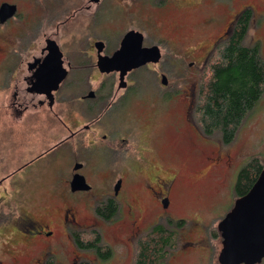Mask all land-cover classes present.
Listing matches in <instances>:
<instances>
[{
  "label": "rangeland",
  "instance_id": "1",
  "mask_svg": "<svg viewBox=\"0 0 264 264\" xmlns=\"http://www.w3.org/2000/svg\"><path fill=\"white\" fill-rule=\"evenodd\" d=\"M9 1L16 2L22 13L20 12L14 18L9 17L8 19L12 18L10 23H4L5 21L0 23V50L2 48L7 50L5 58L0 63V177L20 168L26 161L48 147L59 137L57 133L61 130L58 120L45 114L44 110L26 114L20 118L12 114V100L9 99L12 95V85L17 80L23 85L22 76L26 75L25 68L20 71L19 68L31 53H38V48L44 44L43 33L49 34L55 27L43 29L48 15L40 13L39 9L42 1L45 0ZM149 1L153 3L154 0ZM174 1L172 0L171 4L165 8L147 6L145 10L148 15L144 16L141 28L145 29L146 26V29L150 31L152 24L155 27L153 22H159L160 32L173 36L174 25L180 24L181 36L189 38V41L195 45L205 44L203 51L194 56L196 70L190 71L189 74L192 76L183 75L182 79L186 76L190 83L184 84L185 94L190 92L192 98L194 97V90L197 89L204 62L211 52L213 43L220 35L225 36L223 31L226 26L231 27L234 16L246 7H250L253 11L246 42H258L264 56V0H193L194 5L188 2L190 0ZM215 1H221L222 4H216ZM50 2L45 14H50L57 6L68 7V11L61 17L64 19L76 6L82 5L83 0H77V3L71 7H69L70 0H64L61 5L58 0ZM110 3H112L111 0L104 1V9L94 21L92 20V24L91 21L85 24L88 18L91 20L92 10L88 12L83 10L77 13L73 21L67 22L66 26H70L71 29L66 28L65 25L59 28L55 38L62 42V47L72 57L78 56V52L87 47V41L84 39L86 36H91L89 35L91 28L96 34L107 35L111 40L118 39L122 34L124 27L123 29L117 27L116 30L106 27L108 24L113 26L118 21L113 16L115 13L109 10L112 6ZM199 3L207 13L206 18H216L211 24H207V27L201 23L203 22L201 14L192 9V6L195 7ZM128 5L126 10L130 12L126 15H128V24L131 23L132 26L140 22L145 3L137 4L132 12ZM226 6L228 9L225 8ZM124 14L125 12L120 9L117 11V17L121 19L125 16ZM39 24L41 27L34 33ZM203 27L206 28L205 31ZM154 29L152 30L155 32ZM34 38L33 46L30 43L34 41ZM71 40H74V43ZM28 45L27 50H22ZM162 49L164 60L169 51L165 46ZM1 57L0 54V59ZM171 57H173L172 54ZM188 58L191 60L192 57ZM146 74L148 81L151 79L154 81L152 72L148 71ZM77 76L81 79L83 74L77 72ZM149 96L150 94L145 99L152 102ZM183 99L186 100V105L188 99L185 96L179 97L178 101L182 103ZM162 100L161 97L158 99V107L153 110L157 111L158 115L154 114L152 121H150V115L145 117L147 113L152 112L150 105H148L150 108L148 112L143 107L138 110L139 126L145 129L148 142L147 153H144L147 164L146 167H142L141 163L145 162H133L134 167L129 171L133 176L125 181L126 191L123 198L131 196L137 216L144 220L141 227H138L144 230L141 233L144 235L150 228L148 226L154 223L162 213L160 203L156 201L149 189H152L160 199L168 190L172 180L173 185L168 190L170 198L168 212L172 216L169 217L167 227L174 231L176 240L175 248L171 249L172 252L170 250L171 254L164 264H219L217 257L222 245L217 225L232 204L233 185L237 174L235 171L241 163L244 164L253 157L264 166V92L261 99L243 119L235 140L227 146L222 144L218 134L205 137L194 118L193 121L198 129L197 131L193 129L187 120H183L185 109L181 110L178 102L167 107L164 104L162 107ZM130 102L131 100L128 107ZM126 112L129 115L128 109L122 110L117 116L104 114L97 124L99 133L109 131L106 140L111 146L119 144V133L122 134L125 127L130 125L128 117L125 118ZM84 121L85 119L82 120ZM143 121L144 123H141ZM190 121H192L191 118ZM128 137L131 141V135ZM150 137H155V141H152ZM68 151V147L60 146L52 153L40 156L20 168L10 176V179L4 180V183L0 185V264H78L83 260L89 264L132 263L135 254L134 242L137 237L133 243L129 242L130 227L127 224L114 228L97 227L113 252L111 258L102 261L93 252L76 248L75 242L73 241V245L71 236H66L63 227H49L53 230V235L46 239L37 236L40 227H25L20 221L19 208L23 202L31 207L32 211L29 214L36 220L41 216L51 220L59 212L60 214L63 212L62 208L58 209L62 206L61 202L56 200L57 197L51 195L50 191L64 190L60 177L68 173L71 168V158L75 157H67ZM76 157L82 160L86 157L85 172L92 184V195L98 199L100 197L98 194L101 195L107 191L113 183L111 175L103 179L105 174L102 172L107 167L101 152L99 149L87 147L84 155L82 152V156ZM8 190L14 191V195H7ZM162 204L164 205L163 199ZM124 209L125 205L122 206L121 214L125 212ZM90 221L89 211L84 208L80 222L85 224ZM159 221L163 222L164 217ZM81 228L83 227H79L78 231ZM23 232L35 238L28 240L29 238L23 237ZM50 244L51 246L59 244L58 250L54 246L49 247ZM49 250H52L51 253ZM13 257L15 259H12ZM259 264H264V259Z\"/></svg>",
  "mask_w": 264,
  "mask_h": 264
},
{
  "label": "flooded vegetation",
  "instance_id": "2",
  "mask_svg": "<svg viewBox=\"0 0 264 264\" xmlns=\"http://www.w3.org/2000/svg\"><path fill=\"white\" fill-rule=\"evenodd\" d=\"M50 1L51 0L42 1V9L40 8L39 10L40 13L43 12L44 15H48L46 19L47 22L44 24L43 29H51L53 26L55 27V29L54 31H50L49 34L47 32L43 33V36H45L44 44L38 48V53H31L30 57L27 58L25 62L20 66L19 71L22 68H25L26 71V75L22 76L23 85H21V82L16 79L17 81H15L12 85V95L11 97H9V99L12 100V114L18 116V118L23 117L26 114H34L36 112H39L40 110H44L45 114L51 115L56 118L61 126V130L57 133L59 137L56 138L55 141L50 145H48V147L41 150L32 159L26 161L25 164H23L20 168H23L40 156L52 153L60 146L68 147L69 151L67 152L66 156L69 158L75 156V159L71 158L72 162L70 164V170L68 171V173L63 174L60 177V183H62V185L64 186V190L58 192L50 191V194L56 196V200H59V202H61L60 205H62L63 207L60 206L58 209L61 210L62 208L63 212H61V214L59 212V216L55 215V218H51V220H49L47 217L42 218L43 216L36 220L29 214V212L32 211L30 209L31 207L23 202L21 204V207L19 208L20 221L23 222L25 227H40L38 229L39 234L37 236L46 239L50 238L53 235V230H51L49 227H63L66 236H71L70 240H72L73 245L74 240L72 239V233L74 231L77 232L79 227H91L96 229L97 227L114 228L120 227L121 224H127L130 227V235L128 237V240L129 242L133 243L134 239L144 231L143 229L138 228L141 227V224L144 223V220L140 219V216H137L131 196H124L123 198V195L126 191L125 181L129 177L133 176L132 172H129L131 171V168L134 167L133 162H145H140L142 167H146L147 164L144 153H147L148 142L145 129L139 126L140 115L138 110L140 107H143V109H147L148 112V110H150L151 108L152 112L150 111L149 113H147L145 117H147V115H150V121H152V117L154 116V114L155 116L158 115V112L153 110H156V108L158 107V99L160 97L163 99V103L161 104L162 107L164 104L167 107L171 104L174 105L179 103L181 110L185 109L183 120H187V123L197 131L198 128L193 121L194 109L196 105V90H194L195 94L193 98L190 92H188V94H185L184 84L189 83V80L186 79V76H184V79L182 78L184 74L192 76L191 74H189L190 71L196 70V58H194V56L196 54L199 55L200 51H203L205 44L202 43L195 45L194 43L189 41V38L181 36L180 24L174 25L175 28L173 36H169V34L160 32V27L158 24L159 22H153L155 24V27H153L154 25L152 24L150 31L146 29V26L145 29L141 28V24L144 23L142 22V20H144V16L148 15V12L146 13L145 10L147 6H151L152 8H165L171 4L172 0H154L153 3L149 0H111L112 3L110 4L112 6L109 10H112L115 13L113 16H115L118 21L115 25L112 26L108 24L106 25V27L112 28L113 30L114 28L115 30L118 29L117 27H119V29H123L124 27L125 29H123L122 34L118 37V39L111 40L107 35L96 34L91 28V32L89 33V35L91 36H86V38L84 39L87 41V47L85 49H81V52H78V56L75 55L74 57H72L69 52L67 53L64 50L61 45L62 42L58 41L55 38V35L60 30L59 28H62L63 25L66 26L67 22L69 23V21H73L76 18L77 13H80L83 10H85L86 12L92 10L90 12L92 15L91 20L88 18L85 23L87 25L89 21H91L92 24V20L94 21L101 10L104 9L103 3L105 0H83V2L81 3L82 5L76 6L72 10V12L64 19H62L61 17H63V15L68 11V7L62 8L57 6L56 9H53V11L49 9L51 11L50 14H45L48 10V5L51 4ZM58 1L61 5L64 0ZM4 2L14 4L16 6V11L12 18L17 17V14H19L20 12L22 13V10L19 8L16 2L3 0L0 2V4ZM140 2L145 3V8L143 7L142 12L143 16H140V22L134 23V25L131 26V23L128 24V15H126V13L130 12V10L127 11L126 6L127 4H129L128 8H131L132 12L134 8H136L137 4H141ZM188 2L194 5L193 0H190ZM76 3L77 0H70L69 7L74 6L73 4ZM214 3L222 4L221 1H215ZM225 8L228 9L227 6ZM119 9L125 12V16H123V19L117 17V11H119ZM192 9L201 14V18L203 20V22L201 21V23L205 27H207V24H211L213 20H216L215 17L206 18L207 13L202 9V5L200 3L195 7L192 6ZM237 15L234 16L233 21L235 20ZM12 18L8 19L4 23H10ZM40 24L36 27L34 33L39 30V27H41ZM68 27L69 29H71L70 26H66V28ZM205 27H203L204 31L206 30ZM80 28L81 25L79 29ZM230 28L231 27L226 26L223 31V34H225V36L220 35L216 42L213 43L212 48L220 39H223L227 36ZM152 29H154L155 32ZM131 31H134L137 34H135L130 39L129 44L131 52H133V49H135V51L137 50L138 52H142L144 48L155 45L159 48L160 56L158 61L146 62L136 67H132L125 72L122 78L120 76V70L113 69L110 71H103L99 65L100 57H111L118 49H120L124 36ZM51 41H54L58 45V48L61 52V64L66 70V75L61 80L56 90L47 92V86L37 85L36 73L38 69L43 66L42 64L45 58H47L48 55L52 54V51L49 48V46L51 45ZM71 41L72 43H74V40ZM34 42L35 38L34 41L30 44H33ZM164 46L168 48L169 53L167 55V58L163 60L164 53L161 50H163L162 48ZM24 47L22 48V50H27L29 45L25 48ZM6 51L7 50L5 48H2L0 50V54L2 56L0 59V63L5 58ZM135 54L138 53L135 52ZM171 54L173 55V57H171ZM188 57H192L190 58L191 60H189ZM177 60L180 61L178 62ZM137 61L139 60L136 59L134 62L133 60H131V63H136ZM128 62L129 59L125 61V65H119H122V67L129 66V64H127ZM182 70L184 72H182ZM148 71L152 72L154 81L152 79L150 81L146 79V73H148ZM77 72L83 74V77H81V79L78 78ZM163 77L166 80L165 83L162 82ZM133 94H135L134 97ZM148 94H150L149 98L153 100L152 102H148L145 99L148 97ZM183 96L188 99L186 105L185 99L182 100V103L178 101V98ZM130 100L131 102L128 107V103ZM148 105H150L151 107L148 108ZM136 106H138V108ZM127 109L129 110V115H127L126 112L125 118L128 117L130 125L129 127H125V131L123 130L122 134L119 133V144L117 145L116 143V146H111L108 143V140H106L109 135L107 132L109 131L105 130L106 133H99L97 124L99 123L101 116H103L104 114L117 116L120 112H122V110ZM81 117L85 119L84 122H82L83 119H81ZM190 118L192 119V121H190ZM141 123H144V121ZM151 127H149V129ZM146 130H148V128ZM130 135L131 141L129 140L130 137H128ZM150 139L152 141H155V137H150ZM87 147H89V149H99V152H101L104 159L103 162L107 167V169L102 172L105 174L103 179L108 178L110 175L113 177V183L111 184L110 188L107 191L103 192L101 195L98 194L100 196L98 199H95L92 195V184L90 183L89 177L85 172V167L87 166L86 157H83V160L82 158L79 159L76 157L80 155L82 156V152L84 155V150ZM241 164L239 165L235 173H238L240 167L243 165ZM74 165H78V169L75 170ZM135 165L138 166L139 164ZM20 168L1 175L0 185L4 183V180L10 179V176H12ZM76 173L83 176L86 184L89 186L88 189H78L75 191L71 190L70 182L73 175ZM172 183L173 181L171 180V185L169 186L168 190L171 189L173 185ZM149 190L151 191V194L154 196L156 201L158 200V202L160 203L162 213L158 216V219L148 227H154L155 225L161 223L164 224L165 227H167L170 221L169 217L171 218L172 216L168 212V208L170 206V198L168 194L169 192L167 190L165 194L159 199L152 189ZM6 193L7 195L13 196L15 192L8 190V192ZM98 195H96V197H98ZM234 195L235 194L233 191L232 204H230V207L227 209L225 214L232 209L235 200L240 197V195ZM162 199L164 205L162 204ZM106 201L112 202L114 207L118 205V213L111 219H106L100 216V213L95 211V208L98 204L100 205ZM124 205L125 212L121 214L120 211L122 209V206ZM84 208L89 211L91 221L89 223L82 224L80 222V216ZM225 214L220 218V220L225 216ZM163 217L164 221L160 222L159 219H163ZM69 227H73L75 229H70ZM2 228L3 227H1V229ZM23 237H25L26 239L29 238L28 240L35 238V236L29 235L25 232H23ZM50 246L51 244L49 245V247ZM52 246H54V248L57 250L59 248V244H54ZM51 251L52 250H49V253H51ZM52 254L55 255V253ZM12 259L15 258L13 257Z\"/></svg>",
  "mask_w": 264,
  "mask_h": 264
},
{
  "label": "trees",
  "instance_id": "3",
  "mask_svg": "<svg viewBox=\"0 0 264 264\" xmlns=\"http://www.w3.org/2000/svg\"><path fill=\"white\" fill-rule=\"evenodd\" d=\"M252 18L250 7L237 15L227 36L211 49L197 83L194 120L206 137L218 134L226 146L235 140L243 119L264 92V56L258 42H246ZM262 168L255 157L244 163L236 176L234 194H246ZM95 211L111 219L117 215L118 205L114 207L106 201L98 204ZM72 237L78 249L91 251L102 261L113 255L109 243L96 228H81ZM175 240L170 227L162 223L150 227L135 239L131 264H164L170 250L175 248ZM78 264L89 263L83 260Z\"/></svg>",
  "mask_w": 264,
  "mask_h": 264
},
{
  "label": "water",
  "instance_id": "4",
  "mask_svg": "<svg viewBox=\"0 0 264 264\" xmlns=\"http://www.w3.org/2000/svg\"><path fill=\"white\" fill-rule=\"evenodd\" d=\"M15 11L14 4L1 3L0 23L13 16ZM135 34L134 31L128 32L122 40L120 49L111 57H100L99 65L103 71L120 70L122 78L132 67L158 61L159 48L155 45L144 48L142 52L135 49L131 52L129 42ZM50 44L52 54L45 58L43 66L36 73L37 85L47 86V92L56 90L66 75L58 45L54 41ZM127 59L129 66L119 65H125ZM136 59L139 61L133 63ZM162 82H166L164 77ZM78 167L75 165L74 169ZM70 186L72 191L89 188L83 176L78 173L73 175ZM217 230L222 238V246L217 257L219 264H259L264 259V166L248 192L238 197L232 209L219 221Z\"/></svg>",
  "mask_w": 264,
  "mask_h": 264
}]
</instances>
